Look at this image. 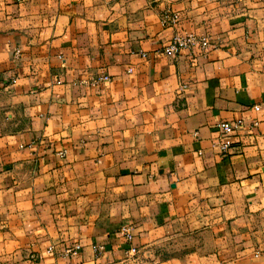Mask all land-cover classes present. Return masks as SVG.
<instances>
[{"label": "crops", "instance_id": "obj_1", "mask_svg": "<svg viewBox=\"0 0 264 264\" xmlns=\"http://www.w3.org/2000/svg\"><path fill=\"white\" fill-rule=\"evenodd\" d=\"M0 264H264V0H0Z\"/></svg>", "mask_w": 264, "mask_h": 264}, {"label": "built area", "instance_id": "obj_2", "mask_svg": "<svg viewBox=\"0 0 264 264\" xmlns=\"http://www.w3.org/2000/svg\"><path fill=\"white\" fill-rule=\"evenodd\" d=\"M178 15H166L164 17L163 23L176 24L178 22ZM211 47L210 40L207 36H197L195 34H176L172 38L169 45H167L162 53L165 55H178L181 51H190L199 50L201 53H206ZM145 57L146 54H143ZM109 76H104L99 78L97 82L101 81H110ZM259 106H255V110L259 111ZM242 122H224L216 125V128L221 132V138L219 143L216 145L221 152H227L233 145V142L230 139L237 129L240 128ZM121 233L126 236L129 242L132 241L133 236L129 228H122ZM80 246H75L66 250V253L77 254L79 252ZM131 252L136 254L137 249L132 248Z\"/></svg>", "mask_w": 264, "mask_h": 264}]
</instances>
